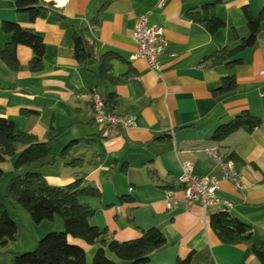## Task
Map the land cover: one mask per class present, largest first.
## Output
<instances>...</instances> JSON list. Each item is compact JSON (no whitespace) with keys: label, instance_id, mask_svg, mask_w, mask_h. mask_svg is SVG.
Instances as JSON below:
<instances>
[{"label":"crops","instance_id":"crops-1","mask_svg":"<svg viewBox=\"0 0 264 264\" xmlns=\"http://www.w3.org/2000/svg\"><path fill=\"white\" fill-rule=\"evenodd\" d=\"M110 0L97 26L91 20L101 0H40L44 9L34 20L18 13L14 0H0V48L9 41L1 30L3 22H13L42 37L45 45L43 69L31 73L32 51L17 48L19 69L13 71L0 60V117L14 123L15 129L47 142L50 132L53 163L39 172L52 187H65L80 179L96 188L97 197H84L82 203L94 210L90 223L104 231L95 245L68 237L70 244L86 253V264L101 242L136 239L143 230L157 228L166 244L147 264H176L193 252L190 264H259L251 245H264V20L254 47L243 51L242 63L229 70L224 65L206 67L202 60L223 48H234L249 31L242 12L252 16L264 10V0H230L215 8L225 28L210 35L204 24L187 18L211 0ZM51 3L50 5H44ZM150 13L149 24L163 28L168 42L159 58L160 69L150 71L141 59L130 60L136 52L132 34L139 15ZM87 27L95 41L97 59L82 66L73 57L72 36ZM108 52L120 58L111 62L114 77L132 70L123 83L101 82L96 72L98 58ZM236 77V88L214 97L227 76ZM105 99L114 93L113 113L133 118V126L120 130L94 122L92 94ZM242 111L262 119L261 127L248 134L242 130L222 142L210 141L213 131ZM73 141H79L74 143ZM70 143L69 155L61 151ZM214 149L222 157L235 153L234 162L240 187L222 180L221 170L204 152ZM24 147L17 146L16 153ZM14 158L0 164V197L12 220L18 225L13 240L0 243V264H10L12 253L31 251L35 242L49 232L63 230L60 218L34 224L25 210L6 199L8 182L15 177ZM71 160L79 162L69 165ZM183 162H190L197 176L217 178L218 202L203 208L193 204L171 205L167 194L181 202L177 182ZM228 202L230 206H225ZM226 210L252 228V239L240 245L221 243L210 227V216ZM115 264L127 262L107 253Z\"/></svg>","mask_w":264,"mask_h":264},{"label":"trees","instance_id":"trees-1","mask_svg":"<svg viewBox=\"0 0 264 264\" xmlns=\"http://www.w3.org/2000/svg\"><path fill=\"white\" fill-rule=\"evenodd\" d=\"M96 15L91 20V25L97 26L101 14L109 6L110 0H101ZM230 0H211L210 3L199 9L188 11L186 16L193 22L204 24L210 35L225 28V22L215 15V8ZM18 13H27L29 20L34 21L44 9L40 0H14ZM45 3L44 5H50ZM249 35L239 39L234 31V38L239 43L234 48L223 47L202 60L206 67L214 68L224 65L232 70L242 63L239 55L254 47L259 34L261 23L264 20V10L256 17L252 16L248 8L242 9ZM1 30L9 35V41L0 48V60L9 69L17 71L19 62L17 60V48L27 47L32 51V59L28 64L31 73H39L43 69V57L45 45L42 37L29 29L20 27L13 22H3ZM73 57L82 66H86L91 60L97 59L95 53V41L89 35L88 28L84 27L72 36ZM120 58L117 54L108 52L98 58L97 78L101 82L113 84L128 81L133 76L132 70L120 77H114L111 62ZM236 88V77L234 75L222 78L220 85L212 91L214 97L231 93ZM105 110L113 113L117 106V97L114 93L106 94L103 100ZM262 119L251 115L248 111H242L231 121L219 125L210 136L209 140L222 142L237 131L248 134L261 127ZM56 135L51 131L47 142H39L34 136L20 132L15 129L14 123L0 117V164L8 158H14L13 168L16 172L6 187V199L13 202L26 211L34 224L42 221H51L55 217L61 219L63 230L49 232L35 242L31 251L23 253H12L10 264H86L85 251L76 245L70 244L68 237L79 239L87 245H95L104 231L91 225L94 210L87 204L82 203L84 197H97L99 192L96 188L84 185L80 179L65 187L49 186L39 170L55 160L52 151V140ZM77 143L79 141H73ZM72 143L61 151L64 159L69 155ZM17 146L24 149L16 153ZM226 160L241 162L235 154L230 153L223 157ZM79 162L71 160L69 165L76 166ZM3 173L0 170V179ZM210 227L221 243L225 245H240L249 243L252 239V228L250 225L240 221L224 210L210 216ZM18 233V225L9 216L4 203L0 197V243L13 240ZM166 244L164 235L157 228L143 230L136 239L118 242L111 240L101 242L100 247L92 257V264H115L109 259L107 253L127 262V264H147L153 253ZM251 252L264 264V245H251ZM193 252L181 259L176 264H190Z\"/></svg>","mask_w":264,"mask_h":264},{"label":"built area","instance_id":"built-area-1","mask_svg":"<svg viewBox=\"0 0 264 264\" xmlns=\"http://www.w3.org/2000/svg\"><path fill=\"white\" fill-rule=\"evenodd\" d=\"M166 0H159L157 7L164 6ZM150 13L139 15L136 18L132 38L136 47V52L130 57V60L141 59L145 62L150 71L157 72L160 69L159 58L165 53L168 42L164 35V30L158 26L149 24ZM264 77V71L260 72ZM92 103L94 110V122L101 127H114L120 130H126L133 126V118L129 116H119L115 113H109L105 110L104 102L98 94H92ZM205 154L221 170L222 180L233 182L240 187L239 178L234 170V163L231 160L224 159L214 149H204ZM177 182L181 187L183 199L181 202L172 197V193L167 194V200L172 205L182 204L185 210H188L193 204H200L203 208L214 205L218 202L216 192L219 186V180L209 176H197L193 173V167L190 162H183L181 171L177 177ZM225 206H230L228 202Z\"/></svg>","mask_w":264,"mask_h":264},{"label":"rangeland","instance_id":"rangeland-1","mask_svg":"<svg viewBox=\"0 0 264 264\" xmlns=\"http://www.w3.org/2000/svg\"><path fill=\"white\" fill-rule=\"evenodd\" d=\"M58 218V217H57Z\"/></svg>","mask_w":264,"mask_h":264}]
</instances>
